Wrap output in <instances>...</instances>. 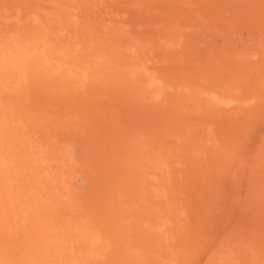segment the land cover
<instances>
[{
    "label": "bare ground",
    "instance_id": "6f19581e",
    "mask_svg": "<svg viewBox=\"0 0 264 264\" xmlns=\"http://www.w3.org/2000/svg\"><path fill=\"white\" fill-rule=\"evenodd\" d=\"M118 1L0 0V264H264V0Z\"/></svg>",
    "mask_w": 264,
    "mask_h": 264
},
{
    "label": "rangeland",
    "instance_id": "374dc122",
    "mask_svg": "<svg viewBox=\"0 0 264 264\" xmlns=\"http://www.w3.org/2000/svg\"><path fill=\"white\" fill-rule=\"evenodd\" d=\"M118 2H119V1L117 0V4H118ZM121 2H123V1H121ZM122 5H123V4H122ZM122 5H120V3H119V4L117 5V7H118V6L121 7ZM120 7H119V8H120ZM129 15H134V14H129ZM100 16H101V15H100ZM126 16H127V15H126ZM126 16H125V17H126ZM135 16H136V15H135ZM98 17H99V16H98ZM102 17H103V16H102ZM119 17H121V16H119ZM128 17H129V16H128ZM131 17H132V16H131ZM122 18H123V17H122ZM123 19H124V18H123ZM129 19H134V16H133L132 18L129 17ZM118 20H119V18H118ZM126 20H127V19H125V21H126ZM134 20H135V19H134ZM121 21H122V19H121ZM132 21H133V20H132ZM129 22H130V21L128 20V22H127L128 24H127V25H129ZM124 24H125V23H124ZM130 109H131V107H130ZM128 110H129V109H128ZM133 111H134V110H133ZM133 111H132L131 113H133ZM136 111H137V110H136ZM136 111H135V112H136ZM263 160H264V159H263ZM263 160H261V158H260V161H263ZM257 162H258V163H256V164H259V159H258ZM260 164H261V162H260ZM260 164H259L260 167H258V166H257V167L260 169V171H261V173H262V172H264V167H262ZM257 167H256V169H258ZM262 168H263V169H262ZM256 169H254V170L256 171ZM259 169H258V170H259ZM254 170H253V171H254ZM255 171H254V173H255ZM260 171H259V173H260ZM256 174H257V173H256ZM263 174H264V173H263ZM263 174H262V175H263ZM259 176H260V175H259ZM259 176H258V177H259ZM263 176H264V175H263ZM260 177H261V176H260ZM261 179H264V178H261ZM243 180H244V182H246V181H245V180H246V177H245ZM255 180H256V181H259L260 179L258 178V180H257V178H256ZM253 181H254V180H253ZM254 182H255V181H254ZM260 182H262V180H261ZM246 184H247V182H246ZM246 184L244 183L243 185H246ZM258 184H260V183H258ZM263 184H264V181L262 182L261 185H263ZM241 185H242V184H241ZM261 185H260V186H261ZM255 186H256V184H255ZM245 187H246V186H244V188H243V187L241 186L242 190H244ZM247 187H248V185H247ZM247 187H246V188H247ZM238 188H239V187H238ZM248 188H249V187H248ZM261 188H262V187H261ZM261 188H260V189H261ZM260 189H259V190H260ZM235 190L240 191L241 189H235ZM251 190H252V189H251ZM256 190H257V188H256ZM256 190L253 191V192H256ZM245 191L247 192L246 189H245ZM235 192H236V191H235ZM240 192H241V191H240ZM240 192H239V194H237V193H235V194L238 195V197H239V195H240V198H239V199L242 200V197H244V196L241 197ZM243 192H244V191H243ZM246 192H244V193L241 192V193H242V194H246ZM248 192H251V191L248 190ZM248 192H247V193H248ZM257 192H258V190H257ZM248 194H249V193H248ZM246 195H247V194H246ZM246 195H245V196H246ZM234 200H235V197H234ZM236 200H238V199L236 198ZM257 200L259 201V200H261V198H259V199H257ZM257 200H256V201H257ZM254 201H255V200H254ZM261 201H262V200H261ZM261 201H260V202H261ZM238 209L241 210L240 208H238ZM239 210H238V212H239ZM242 210H243V208H242ZM243 211H244V210H243ZM238 212H237V209H236V211L234 212V215H238V214H237ZM240 212H241V211H240ZM235 213H236V214H235ZM242 213H244V212H242ZM240 214H241V213H240ZM242 215H243V214H242ZM242 215H241V216H242ZM239 216H240V215H239Z\"/></svg>",
    "mask_w": 264,
    "mask_h": 264
}]
</instances>
